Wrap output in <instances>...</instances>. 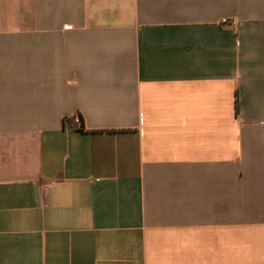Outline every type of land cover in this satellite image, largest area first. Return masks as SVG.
I'll return each mask as SVG.
<instances>
[{"label":"crops","instance_id":"crops-1","mask_svg":"<svg viewBox=\"0 0 264 264\" xmlns=\"http://www.w3.org/2000/svg\"><path fill=\"white\" fill-rule=\"evenodd\" d=\"M0 264H264V0H0Z\"/></svg>","mask_w":264,"mask_h":264},{"label":"built area","instance_id":"built-area-1","mask_svg":"<svg viewBox=\"0 0 264 264\" xmlns=\"http://www.w3.org/2000/svg\"><path fill=\"white\" fill-rule=\"evenodd\" d=\"M219 24L225 27L234 28L237 25V21L235 19H225L222 18L219 21ZM79 119L74 118V123H78Z\"/></svg>","mask_w":264,"mask_h":264},{"label":"trees","instance_id":"trees-1","mask_svg":"<svg viewBox=\"0 0 264 264\" xmlns=\"http://www.w3.org/2000/svg\"><path fill=\"white\" fill-rule=\"evenodd\" d=\"M235 107L237 109V97H236V100H235ZM72 122H74V119H72Z\"/></svg>","mask_w":264,"mask_h":264}]
</instances>
